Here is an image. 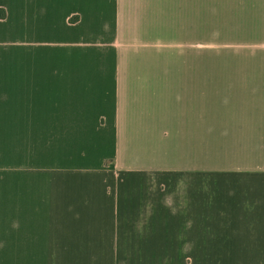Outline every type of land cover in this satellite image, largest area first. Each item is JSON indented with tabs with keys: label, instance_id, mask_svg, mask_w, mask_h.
<instances>
[{
	"label": "crops",
	"instance_id": "crops-1",
	"mask_svg": "<svg viewBox=\"0 0 264 264\" xmlns=\"http://www.w3.org/2000/svg\"><path fill=\"white\" fill-rule=\"evenodd\" d=\"M0 8V30L19 33L0 76L22 102L21 157L30 141L37 158L36 184L8 187L7 212L28 226L32 264L264 257V58L255 73L203 71L173 51L172 0ZM45 110L59 115L28 120Z\"/></svg>",
	"mask_w": 264,
	"mask_h": 264
},
{
	"label": "rangeland",
	"instance_id": "rangeland-1",
	"mask_svg": "<svg viewBox=\"0 0 264 264\" xmlns=\"http://www.w3.org/2000/svg\"><path fill=\"white\" fill-rule=\"evenodd\" d=\"M195 1L172 0L173 51L176 44L186 46L177 49L194 62L198 60V64L202 60L200 66L205 72L255 73L263 70L264 0H197V23L187 19V16L194 18L191 11L195 15V9H192ZM18 35L19 33L0 30V57L5 49L4 41L10 36ZM9 53L18 59V52ZM16 65L18 66L17 62ZM16 73H19L18 68L13 69V74ZM10 83L12 90L19 89L18 76H11ZM8 88L7 79L1 75L0 119L6 115L4 120L10 126H4L6 129L3 130L0 127V136L4 135L0 137V264H22L23 259L24 264H32L35 256L30 253L34 240L27 238L26 224L24 234L18 218H9L6 200L9 188L18 186L21 179L30 187L36 184L37 158L35 144L30 141L26 157H21L24 145V129L20 119L22 102L19 94H5ZM35 114L45 122L59 115L58 112L47 110L29 112L28 120H34ZM33 134L35 135V131ZM30 216L29 213L28 222L31 220ZM198 264H264V257L246 254L205 255L198 257Z\"/></svg>",
	"mask_w": 264,
	"mask_h": 264
},
{
	"label": "trees",
	"instance_id": "trees-1",
	"mask_svg": "<svg viewBox=\"0 0 264 264\" xmlns=\"http://www.w3.org/2000/svg\"><path fill=\"white\" fill-rule=\"evenodd\" d=\"M5 15V10L3 8H0V18H4Z\"/></svg>",
	"mask_w": 264,
	"mask_h": 264
}]
</instances>
